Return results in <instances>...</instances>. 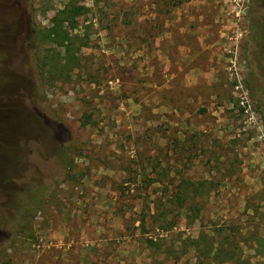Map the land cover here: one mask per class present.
<instances>
[{
  "label": "rangeland",
  "instance_id": "rangeland-1",
  "mask_svg": "<svg viewBox=\"0 0 264 264\" xmlns=\"http://www.w3.org/2000/svg\"><path fill=\"white\" fill-rule=\"evenodd\" d=\"M0 264H264V0H0Z\"/></svg>",
  "mask_w": 264,
  "mask_h": 264
},
{
  "label": "trees",
  "instance_id": "trees-1",
  "mask_svg": "<svg viewBox=\"0 0 264 264\" xmlns=\"http://www.w3.org/2000/svg\"><path fill=\"white\" fill-rule=\"evenodd\" d=\"M79 9H80V7H78V6H75V7L66 6L64 9L60 10L58 16H55L52 19L53 20L52 21V25L48 29L47 36L51 37L53 35H56L57 31H59V30L62 32V30H61L62 24L63 23H67L68 24L69 21L74 19L77 16V14L80 12ZM58 37H60V39H59L60 40L59 41L60 44L65 43L64 40L66 38V35L64 33L61 34L60 36L58 35ZM53 40H54V38H53ZM65 47H67V44H65Z\"/></svg>",
  "mask_w": 264,
  "mask_h": 264
}]
</instances>
